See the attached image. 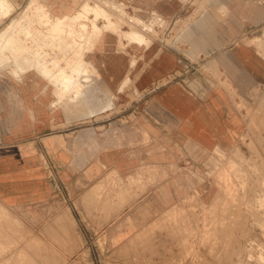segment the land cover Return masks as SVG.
<instances>
[{"label":"crops","instance_id":"1","mask_svg":"<svg viewBox=\"0 0 264 264\" xmlns=\"http://www.w3.org/2000/svg\"><path fill=\"white\" fill-rule=\"evenodd\" d=\"M165 3L152 10L171 21L185 7L181 0ZM120 39L105 31L87 53L95 75L80 97H61L36 70L21 80L0 78V203L21 211L24 231L52 226L60 237L33 242L54 249L53 256L6 254L0 264H144L147 258L137 255L149 247L143 234L190 197L211 203L218 188L210 172L244 150V138H264L263 114L247 118L239 109L242 100L258 107L249 93L264 88V48L238 39L211 54L215 75L172 80L176 53L156 43L123 48ZM204 39L194 53L204 50ZM127 104L149 141L136 126L94 123Z\"/></svg>","mask_w":264,"mask_h":264},{"label":"rangeland","instance_id":"2","mask_svg":"<svg viewBox=\"0 0 264 264\" xmlns=\"http://www.w3.org/2000/svg\"><path fill=\"white\" fill-rule=\"evenodd\" d=\"M8 1L13 4L16 14L18 13L17 20L20 16H25L29 8L39 4V0H28L23 3L25 7L19 8L22 1ZM84 1L41 0L52 11H57L52 14L55 17L61 14V8L69 7V12L62 18L66 22L85 20L90 26L91 21L96 25H104L107 21L102 17V13ZM89 1L92 4L101 2ZM116 1L126 4L125 11L115 10L109 5L105 8L118 14L119 17L114 19L119 25L123 26L125 23L124 27L121 26L122 29H130L129 23L126 22L135 16H139L144 23H149L150 18L153 19L150 30L154 35L151 37L152 43L165 46L178 57V68L169 76L172 80L188 79L190 76L204 73L209 76L210 73L216 72L219 64L212 61L211 54L238 39H243L248 44L256 43L258 47L264 48V0H181L185 6L184 10L172 21L166 19L157 10H152L156 5L166 9L165 0ZM139 5L145 7L141 8ZM253 13L257 14L258 18L254 17ZM192 14L196 16L193 17ZM136 21L141 26L140 20L136 19ZM156 27L159 31L158 35L152 30ZM96 30L92 34L95 42L103 33L101 29ZM197 39H204L209 43L202 44L205 46L204 50L194 53ZM131 46L136 48L133 44ZM1 76L14 79L7 71L1 72L0 78ZM221 76L220 73L216 75L218 81L230 87L227 82H221ZM249 94L255 103L258 101V107L246 105L242 100L239 109L245 108L247 118L253 112H259L264 116V88L253 87ZM117 107L115 105V108ZM133 110L134 108L127 104L116 109L118 113L115 114L117 113L118 116H112V113L108 121L99 120L94 123L100 125L110 123V128L116 124H122L126 129L136 126V129L144 134L145 140L149 141L147 133L138 126ZM249 139L251 140L243 139L245 149L238 147L234 161L222 164L217 173L210 172L209 177H212L214 185L218 188L216 198L211 203L205 204L198 202L195 197H190L183 201V206L173 209L157 225L150 227L148 232L143 234L141 241H149V247L138 250L137 255L147 258L144 264H264V138L260 136ZM180 170H183L181 166L172 168L173 172ZM190 214L196 216H189ZM200 214L201 218L198 217ZM21 215V211L7 210L0 203V247L2 242L10 245L6 249L0 248V258L7 254L22 260V257L36 256L43 252L47 257L53 256L54 249L38 248L33 242L59 240V234L58 238L55 237L50 225V227L43 226L40 233L32 229L30 232L24 231ZM53 220L54 218H49L47 225H52ZM64 233L68 239L69 233L67 231ZM23 242H26L24 247H22ZM155 257L160 258L161 261L156 263L152 260Z\"/></svg>","mask_w":264,"mask_h":264},{"label":"bare ground","instance_id":"3","mask_svg":"<svg viewBox=\"0 0 264 264\" xmlns=\"http://www.w3.org/2000/svg\"><path fill=\"white\" fill-rule=\"evenodd\" d=\"M13 1H22V5L19 4V8L21 6L25 7L23 3L28 2V0ZM100 1V3L95 2V4L90 3L89 0L84 1L91 4L98 12L100 11L103 15L101 16L107 21L104 25L101 24V26L91 21L90 23H92V25L90 26L85 20L78 22H66L63 20L64 14L69 12V7H66V9L61 8V14L56 17L53 16L52 14H55L57 11H52L50 7L41 2V0H39V4L34 5L35 7L29 8L25 16H20V19L17 20L18 13L16 14L13 9V4L8 0H0V23L2 24L0 28V73L7 71L12 74L15 80H21L24 78H22L23 74L27 73L29 70H36L40 75L56 84L60 89L61 97L69 96L72 93L80 97L86 94V88L90 87L95 75V69L93 68L94 72L90 69L92 63L87 59L86 55L92 50V47L96 43L94 39H92V34L97 31L96 29H101L103 32H117L121 38L120 44L123 48L132 44L141 47H147L152 44L151 37L154 35L150 30L153 19L150 18V20H148L149 23H144L139 16H135L132 17L129 22H126L129 23L130 29H122V24L119 25L118 21L114 19L115 17H119L117 16L118 14L113 13L110 9L108 10L105 7L109 5L115 10L125 11L124 8L126 4L116 0ZM136 19L140 20L139 24H141V26L137 24ZM38 24L40 25L37 26ZM124 24L122 27H124ZM126 26L128 25L126 24ZM157 26L162 27L160 25ZM152 30L156 31V35L159 34L157 27L156 29L152 28ZM123 40H126V42H123ZM136 63L137 58L133 57V66ZM126 81L128 85L132 82L130 78H127ZM121 89L124 88L121 87ZM136 96H138V94Z\"/></svg>","mask_w":264,"mask_h":264},{"label":"built area","instance_id":"4","mask_svg":"<svg viewBox=\"0 0 264 264\" xmlns=\"http://www.w3.org/2000/svg\"><path fill=\"white\" fill-rule=\"evenodd\" d=\"M184 80H185V79H184ZM184 80H183V81H184Z\"/></svg>","mask_w":264,"mask_h":264}]
</instances>
